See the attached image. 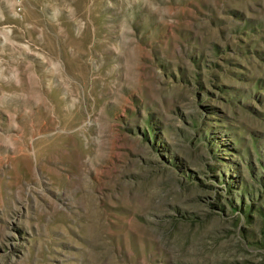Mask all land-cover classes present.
I'll list each match as a JSON object with an SVG mask.
<instances>
[{
	"label": "rangeland",
	"instance_id": "374dc122",
	"mask_svg": "<svg viewBox=\"0 0 264 264\" xmlns=\"http://www.w3.org/2000/svg\"><path fill=\"white\" fill-rule=\"evenodd\" d=\"M0 264H264V0H0Z\"/></svg>",
	"mask_w": 264,
	"mask_h": 264
}]
</instances>
